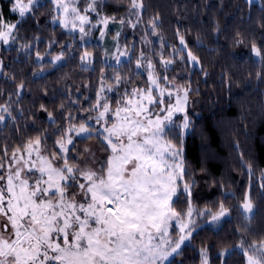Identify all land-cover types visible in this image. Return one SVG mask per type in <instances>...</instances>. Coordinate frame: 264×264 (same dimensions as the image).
Here are the masks:
<instances>
[{
	"label": "snow or ice",
	"instance_id": "1",
	"mask_svg": "<svg viewBox=\"0 0 264 264\" xmlns=\"http://www.w3.org/2000/svg\"><path fill=\"white\" fill-rule=\"evenodd\" d=\"M107 3L0 0V48L15 50L20 63L32 69L33 78H42L46 69L56 68L66 59H75L76 51L80 71H94L89 39L99 32V39L111 35L113 41L112 47L104 49L95 101L81 109L86 117L73 116L71 109L64 116L61 104L63 123L57 125L53 112L41 103L39 110L47 112L49 127L0 144V264H177L178 258L179 264H184L194 234L204 231L219 236L234 210L239 218L235 232L218 243L215 259L211 254L214 245L201 240L198 264H264V234L257 236L251 227L256 202L264 201V169H257L253 158L240 154L241 183L226 185L221 179L218 185L221 190L236 187V191H222L218 202L203 208L195 203V180L188 172L184 138L195 130L188 107L192 96L200 95L198 88H192L191 77L209 76L202 58L179 26L174 33L176 42L167 43L160 31L159 12L145 20L144 0H120L125 6L121 15H110ZM244 4L249 11L246 17L241 16V23H246L249 31L246 35L238 28L231 46L249 49L246 63L256 69L255 82L251 71L242 79L224 71L221 79L229 91L235 83L244 93L264 97V42L258 43L257 32L251 30L255 23L264 41V0H244ZM254 8L259 13L255 21ZM40 16L50 17L53 26V37L43 53L38 32L31 39L21 38L30 20L39 28ZM56 27L73 41L78 35L80 44L61 43ZM128 28L133 35L143 29L136 56L134 43L121 47ZM212 30L218 38L219 25L214 24ZM152 37L159 41L158 47ZM54 45L59 46V52L49 51ZM195 47H203L199 34ZM216 55L236 58L235 53L223 51ZM125 60L129 64L135 61L134 73L132 69L123 72ZM145 74L143 86L134 83L133 75L140 80ZM0 75L15 85L8 99L0 103V125H18L19 118L25 116L18 106L33 81L25 77L17 81L5 70L3 60ZM112 92L116 93L114 106L108 95ZM28 118L37 123L34 114ZM50 137H55L51 149ZM84 141H95L104 155L98 157L90 144L81 150L78 145ZM234 199L233 207L229 202Z\"/></svg>",
	"mask_w": 264,
	"mask_h": 264
},
{
	"label": "trees",
	"instance_id": "2",
	"mask_svg": "<svg viewBox=\"0 0 264 264\" xmlns=\"http://www.w3.org/2000/svg\"><path fill=\"white\" fill-rule=\"evenodd\" d=\"M144 3L146 8L145 20L159 12L162 16L160 31L169 44L176 42L174 33L179 26L182 32H186L187 39L194 46L193 51H196L202 58L209 72L207 78L202 75L191 77V86L194 90L198 88L200 95H193L191 98V107L195 110L193 113H189L195 130L189 131L184 138L188 172L195 180L193 189L196 196L195 203L198 207L203 208L213 201L218 202L222 191H236V187L221 190L218 185L221 179L226 185L232 184L233 181L237 185L242 182V177L239 174L241 152L246 158H253V163L257 169H264V97L258 93L250 95L244 93L235 87V83L229 91L221 79L224 71L229 72L236 79H242L251 71L253 82H255L254 73L256 69L246 63L249 49L231 46L232 38L238 28L246 35L248 34V25L241 23V16L246 17L249 10L244 4V0H144ZM124 8L125 6L120 3V0H108L107 11L110 15H121ZM256 8L252 10L253 21L259 15ZM49 21L50 17L46 19L45 16H40L39 28L37 29V22L30 20L24 25V29L27 31L22 30L21 32L22 40L25 37L31 39L34 32H38L41 36L38 47L43 53L48 41L53 37V26ZM214 24L219 25L220 28L218 38L212 30ZM251 30L257 32L258 43L264 42L260 40L259 30L255 23L252 24ZM54 31L56 38L61 43L80 44L77 37L73 41L58 27ZM142 31L143 29L133 35V30L128 28L121 39L123 45L125 43L135 44L133 56L139 54ZM198 34L203 38L202 48L195 47ZM87 46L93 51L95 57L94 71H80L79 51H76L73 53L75 59H66L62 65L46 69L42 78L32 77V69L27 64L20 63L15 50L9 52L0 48V60H3L5 70L14 74L17 81L21 77L33 81L30 90L25 88L18 106L23 109L25 116L19 118L18 125L9 127L0 125V144L5 139H9L11 143L25 138L26 135H35L42 126L48 128L47 112L39 110L41 103H44L47 109L53 112L57 125L63 123L59 107L61 104L64 105V116L68 115V109H71L73 116H87V113L82 112L81 109L90 107L91 103L95 101V92L99 87L101 62L104 60V51L101 45L89 43ZM154 46L158 47L157 43L154 42ZM49 51L59 52L60 48L58 45H54ZM65 51L69 50L66 48ZM221 51L235 53L236 58L228 59L217 56L216 53ZM20 55L22 56V53ZM32 57L35 59V48ZM46 59L50 60L51 57ZM14 60L15 63H13ZM121 67L125 74H128L129 69H132L134 73L135 61L133 60L131 64L125 62ZM177 70L180 71L181 69ZM107 74L112 75L111 69L108 70ZM170 75H174V73H170ZM132 79L135 84L143 86L142 81L146 80L147 76L145 74L140 80H137L133 75ZM85 85H89V87H85ZM14 87L12 80H5L0 75V91L3 92V95L0 96V103L8 99V94L14 91ZM130 90L131 86H129ZM120 91L123 93L124 88L121 87ZM109 96L112 97L111 103L114 106L116 93L114 92ZM12 99L15 100L16 97L13 96ZM71 100H76L78 103L72 104ZM16 107H13L14 111ZM30 113L37 118V123L33 124L32 120L28 118ZM17 128H19V132H17ZM54 141L55 137H50L48 141L50 149L53 147ZM89 144L96 145L95 141H84L78 146L83 150ZM96 146L99 150V146ZM99 152L101 156L104 155L102 151L99 150ZM202 167L205 169L204 172H201ZM253 198L256 199L255 192ZM236 203L235 199L229 202L230 206L233 207ZM254 212L255 216L251 227L253 232L259 236L264 234V201L256 202ZM238 223L239 218L234 210L231 221L224 224V230L219 236H212L204 231L194 234L193 247L191 250H186L183 256L184 264H198L200 241L204 239L214 245L211 254L215 259L216 253L219 251L218 243L230 238ZM231 242L235 243L234 240ZM233 259L238 258L233 257ZM177 264H179V258Z\"/></svg>",
	"mask_w": 264,
	"mask_h": 264
},
{
	"label": "rangeland",
	"instance_id": "3",
	"mask_svg": "<svg viewBox=\"0 0 264 264\" xmlns=\"http://www.w3.org/2000/svg\"><path fill=\"white\" fill-rule=\"evenodd\" d=\"M114 27H118V25H116V26H111V25H110V28H114ZM76 37L79 39V36H78V35H77ZM152 40H153L155 43H157V45L159 46V41L157 40V38L152 37ZM79 41H80V40H79ZM89 43H97V44L101 45V47H102V49H103V51H104L105 48L112 47L113 41H112V36H111V35H109V36L106 38V40H101V39H99V32H96V33H95V34L89 39L88 44H89ZM123 46H124V45L121 43V47H123ZM104 59H105V58H104ZM122 59H124V58H122ZM125 62H127V60H125ZM125 62H124V63H125ZM109 63L115 65V61H111V60H109ZM112 93H114V92H112ZM112 93H108V95H110V94H112ZM194 110H195V109H194L193 107H191V102H190L189 107H188V111H189L190 113H193ZM92 145H93L94 148L96 149L97 156H98V157L101 156V155H100V152H99V150H98V148H97V146H96L95 144H92Z\"/></svg>",
	"mask_w": 264,
	"mask_h": 264
}]
</instances>
